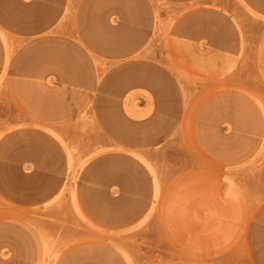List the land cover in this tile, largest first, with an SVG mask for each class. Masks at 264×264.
Returning a JSON list of instances; mask_svg holds the SVG:
<instances>
[{
    "label": "rangeland",
    "instance_id": "rangeland-1",
    "mask_svg": "<svg viewBox=\"0 0 264 264\" xmlns=\"http://www.w3.org/2000/svg\"><path fill=\"white\" fill-rule=\"evenodd\" d=\"M0 264H264V0L0 25Z\"/></svg>",
    "mask_w": 264,
    "mask_h": 264
},
{
    "label": "crops",
    "instance_id": "crops-1",
    "mask_svg": "<svg viewBox=\"0 0 264 264\" xmlns=\"http://www.w3.org/2000/svg\"><path fill=\"white\" fill-rule=\"evenodd\" d=\"M16 0H0V25L7 31L27 33L29 31H35L37 33H46L53 30L58 23L61 22L68 5L69 0H19L18 6H24L25 8H38L39 13H27L23 15L24 23L26 27H18L14 24L16 21L14 18L21 17L12 11V7L15 6ZM56 9L55 13H50V9ZM23 36V35H22ZM26 46V45H18ZM129 114L133 117H142L136 113L132 108H127Z\"/></svg>",
    "mask_w": 264,
    "mask_h": 264
},
{
    "label": "bare ground",
    "instance_id": "bare-ground-1",
    "mask_svg": "<svg viewBox=\"0 0 264 264\" xmlns=\"http://www.w3.org/2000/svg\"><path fill=\"white\" fill-rule=\"evenodd\" d=\"M253 12V11H252ZM141 156H143V155H141ZM144 159V157L142 158V160ZM155 181H157L156 179H155ZM158 184V183H157ZM158 187V186H157Z\"/></svg>",
    "mask_w": 264,
    "mask_h": 264
}]
</instances>
